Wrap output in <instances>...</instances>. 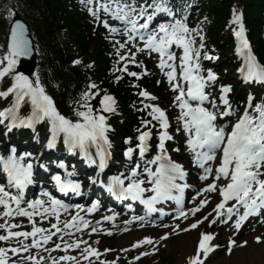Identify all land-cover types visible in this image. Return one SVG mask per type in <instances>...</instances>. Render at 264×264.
I'll use <instances>...</instances> for the list:
<instances>
[{"label":"snow or ice","instance_id":"1","mask_svg":"<svg viewBox=\"0 0 264 264\" xmlns=\"http://www.w3.org/2000/svg\"><path fill=\"white\" fill-rule=\"evenodd\" d=\"M80 4L93 18V22L107 31L105 38L112 43L117 57L115 72L139 80L141 73L130 71L129 65L142 67L137 61V54H157V67L167 77L171 91L176 93L173 105L180 109L178 120L187 134L186 146L192 153V164L200 169L201 181H210L197 190L196 196L200 197L198 203L194 202V206L187 211L183 208L185 189L189 187L184 182L187 172L182 164L172 160L167 153L166 142L173 139L168 132V116L158 105L144 103V100L157 99L147 90L138 92V95L144 98L141 101L143 107L138 110L147 111L150 119H141V127L136 130L138 135L135 139L138 143L135 148L129 146L123 153L124 157L132 162L131 166L126 172L108 177L107 181L99 179L106 167V161L111 156L112 144L108 133L113 129L105 113L117 114L115 97L92 82L75 102V119L61 114L52 97L47 94L38 71L33 72L31 76L17 71V65L23 59L31 57L34 49L26 26L12 19L15 13L11 7L6 9L7 18L12 20L6 51L0 56V80L7 76L12 80L5 91H0V98L7 99L10 95L13 97L11 105L0 110V125L6 130L5 135L14 129H30L35 132L37 125L46 124L50 133L46 143L48 149H54L58 140L62 139L70 152L78 151L84 159L97 167V177H89L92 184H103L106 190L118 199L139 201L146 207L149 215L159 212L162 216L163 209L156 206L173 201L179 209L177 218L187 219L189 213L195 216L210 203L211 197L205 196V193H216L218 202L211 211L192 223L190 229L197 228L205 220H208L209 227L217 222L227 224L235 216L233 226L239 231L242 223L249 217L260 216L264 212V99L256 103L255 97L249 94L242 114L231 124L230 130L223 125H217L218 115L225 117L234 112L229 98L232 87L221 85L218 95L214 98H210V93L206 91L209 84L216 82L217 75L211 69L207 71L206 76L201 74V57L210 61L218 57L205 50V36L201 25L189 27L187 11L191 5L185 4L180 8L174 0H80ZM110 20L114 23H110ZM229 23L235 26L232 31L238 42L237 55L243 57V64L238 69L241 78L248 84H264V65L258 63L252 53L246 38L242 13L233 9ZM173 46L182 50L178 66L175 63L177 54L172 51ZM80 63L78 59L73 61L74 65ZM143 75H148L147 70ZM121 79L123 75H117L114 83ZM97 98L98 106H94L92 102ZM25 103H30L31 108L30 112L22 115L21 106ZM206 104L211 108L206 107ZM157 126L158 152L152 159L146 160V153L151 148L149 142L152 139V130ZM124 143L132 145L133 138H127ZM93 148L94 153L91 151ZM137 150L139 160L133 162V155ZM218 153L219 163L214 166ZM141 161L144 164L142 171ZM35 165L46 168V165L35 160L31 152L18 154L16 146L8 148L6 155H0V172L6 177V183H0V208L3 209L0 211V219L4 221L0 223V229L4 232L0 234V241L10 242L19 237L24 240L31 238V243L23 244L22 247H0V264H9V252L18 255L21 251L27 252L31 248H44V251L60 250L65 253L58 259L52 258L51 264H80L76 256L69 254L70 250L80 249L79 255L83 260H88L90 256L99 257L100 253L92 248L87 240L71 238L75 232H84L86 229H90L88 235L97 232V227L92 226L86 216L98 212L101 202L93 201L90 207L77 204L76 211L73 212L72 205L56 199L51 192L43 188L34 198L28 199L26 192L34 183ZM58 167L65 169V174H51L54 188L61 193H79L81 183L71 179L73 173L67 171L65 163L59 162ZM108 211L112 214L104 215L101 220L96 221V225L115 221L118 214L111 209ZM62 213H68L70 219L61 221ZM16 217H26L31 224V230L13 231L21 228L20 224L11 222ZM35 217H39V221ZM209 217L213 218L209 220ZM53 219L55 222H52ZM133 220L144 221L145 218L134 217ZM44 221L49 222L48 228L40 226ZM131 222L125 221L126 224ZM61 223L63 227H60ZM189 228L183 231H188ZM53 229L55 231H52ZM107 234L111 235V232ZM54 236L63 242V247L61 243L53 241ZM64 236H68L71 242L65 241ZM214 238L213 233L201 232L196 251L188 257L187 264H204L208 253L219 247L211 245ZM256 239L257 242L260 241L259 237ZM50 241L53 247H44ZM234 243L229 241V253ZM81 244L84 245L83 249ZM145 244L153 245L154 241L151 237H145L136 241L132 248ZM147 254L148 252H143L135 259L139 260ZM25 259L32 261V264H42L44 257L37 259L29 255Z\"/></svg>","mask_w":264,"mask_h":264},{"label":"trees","instance_id":"2","mask_svg":"<svg viewBox=\"0 0 264 264\" xmlns=\"http://www.w3.org/2000/svg\"><path fill=\"white\" fill-rule=\"evenodd\" d=\"M232 1L241 2L244 6L245 19L254 38H257V49L263 55V41L258 38L261 31V25L264 17V0H204L209 5L212 13L213 33L216 40L219 34V25L227 16L229 6ZM14 4L19 9L21 15L31 22L41 38L45 50V65L52 67L54 70L62 68L65 70L63 80L60 83L61 92L67 95L71 88L77 87L75 80L80 77L77 69L69 67L71 56L63 49L61 33L64 30L70 31L76 38L81 51L88 54L90 45H94L95 49L91 58L95 61L96 76L104 75L106 58L102 53V44L99 38L82 24V19L75 13L68 11L62 0H0V10L4 4ZM1 12V11H0ZM123 89L117 88V96L124 100L121 92Z\"/></svg>","mask_w":264,"mask_h":264},{"label":"rangeland","instance_id":"3","mask_svg":"<svg viewBox=\"0 0 264 264\" xmlns=\"http://www.w3.org/2000/svg\"><path fill=\"white\" fill-rule=\"evenodd\" d=\"M2 43H3V40L0 38V52H1V54L3 53ZM69 47L71 49H74L72 42H69ZM1 54H0V56H1ZM216 67L219 68L220 66L218 65ZM166 96L168 97L169 95L166 94ZM154 101H156V100H154ZM112 123H114V122H112ZM262 231H264V229H262ZM256 234H257V236L259 235L258 232ZM254 235L255 234L252 233V230H250L247 233V236H254ZM225 237L227 238L228 236L224 235L221 238V240ZM123 238L128 239V237H123ZM240 238H242V237H240ZM120 241H119V239H111V240H107L105 242V244L107 246L114 247V246H118ZM260 244L261 243H257L258 246ZM247 248H248V250H246ZM236 249L239 250V252L241 254L235 255V251H237ZM251 250H254L253 244L247 245L245 248H238L237 246H235L230 258H225V256L223 255V252H217L215 254V256L209 258L205 264H264V253L261 254L259 257L254 258V256L251 254ZM191 251H192V249H191ZM163 253H168L169 256L173 255L171 257L168 256V259H167L168 261L171 262V264H185V262H184L185 255L181 256L179 252H176V250H174V249H169L167 245H164L163 247L161 246V251H160L159 255H162ZM118 257L120 258V260L123 261L122 255H120Z\"/></svg>","mask_w":264,"mask_h":264},{"label":"bare ground","instance_id":"4","mask_svg":"<svg viewBox=\"0 0 264 264\" xmlns=\"http://www.w3.org/2000/svg\"><path fill=\"white\" fill-rule=\"evenodd\" d=\"M87 179H89V177ZM211 198H213V196H211ZM219 230L220 229L218 227H215L214 229L211 230L212 231L211 233L215 234V238L213 239V242H215V243L220 242V240L218 239ZM201 231H202V229L198 230L197 232H193L190 235L188 234L187 236H184V235L177 236L174 240H172V241L167 240L166 242H162V241L158 240L156 233L151 232V233H148V235L156 240L155 242L157 245L158 244H160V245L164 244V245H167L169 249H174V250L180 252L181 256H184V255L191 256L192 254L190 253V250L193 246H196L198 234ZM143 234L147 235L146 233H143ZM140 235L141 234H138L135 237H130L129 239L125 238V240L120 242L119 247L126 245L129 242V240L136 239ZM245 240H247L246 243H248V244H249V242L251 244L254 242V240H252L250 238H245ZM253 249L254 250H251V254L254 256V258L259 257L261 254L264 253V241L261 242V244L259 246L257 244L253 245ZM246 250H248V248ZM238 254H241V253L239 251H235V255H238Z\"/></svg>","mask_w":264,"mask_h":264}]
</instances>
